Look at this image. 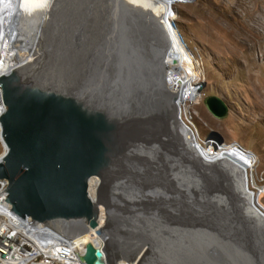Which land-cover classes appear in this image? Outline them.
Instances as JSON below:
<instances>
[{"label":"rangeland","instance_id":"rangeland-1","mask_svg":"<svg viewBox=\"0 0 264 264\" xmlns=\"http://www.w3.org/2000/svg\"><path fill=\"white\" fill-rule=\"evenodd\" d=\"M70 1L68 7L62 3L56 12L42 18L36 35L26 28L23 31V39L29 43L33 37L40 52L36 69L41 67V71L32 69L33 79L50 86L59 81L65 87L63 74L81 72L78 82L90 85L93 78L84 77H93L92 69L99 68L108 80L123 77L144 85L147 78L140 71L135 68L125 74L123 69L125 61L136 67L144 58L159 75L155 89L162 88L156 46H165V38L144 27L138 0ZM170 10L168 23L180 56L189 63L190 74L195 68V79H185V85L189 88L192 81L196 100L179 102L182 120L192 130L195 142L203 146L205 159L231 155L246 166L247 187L255 189L254 200L258 198L264 205V0H173ZM132 19L133 26H128ZM143 36L152 39L147 41ZM14 40L10 33L4 38L0 49L3 68L12 67ZM153 89L148 86L142 90L150 94ZM208 95L218 96L227 104L225 118H215L206 109L204 98ZM169 127L153 134L149 144L140 149L142 165L132 168L135 180L129 187L125 185L129 193L123 202L127 212L113 232L126 254L120 249L125 257L116 264H264V218L248 208L241 176L227 161L203 162L188 150L178 127ZM222 145L231 148L220 151ZM238 146L248 152L241 154L249 159L248 165L240 159ZM3 150L1 147L0 155ZM98 185V177L88 184L94 203ZM100 210L98 227L104 229L107 214L102 204ZM104 230L98 236L102 248L111 254L115 249L110 233ZM62 231L71 236L70 228L63 227Z\"/></svg>","mask_w":264,"mask_h":264},{"label":"water","instance_id":"water-1","mask_svg":"<svg viewBox=\"0 0 264 264\" xmlns=\"http://www.w3.org/2000/svg\"><path fill=\"white\" fill-rule=\"evenodd\" d=\"M12 17L16 20L23 15L17 12ZM26 70L20 65L0 73L4 107L0 113L4 146L0 179L8 182L5 202L9 212L67 240L82 229H93L97 235H103L105 229L115 249L111 254L106 247L88 242L76 256L82 264H116L126 254L113 232L127 212L125 185L129 187L135 180L132 168L142 165L140 149L177 114L182 93H174L162 83V88L150 94L138 90L109 99L87 90L74 92L47 85L33 79L32 69ZM204 105L215 118L228 114L227 104L218 96H206ZM93 176L99 178L95 198L107 214L104 229L98 227V210L88 192ZM243 180L241 191L246 198L251 195L248 208L264 218L247 189L245 173ZM63 227L71 229V236Z\"/></svg>","mask_w":264,"mask_h":264},{"label":"bare ground","instance_id":"bare-ground-1","mask_svg":"<svg viewBox=\"0 0 264 264\" xmlns=\"http://www.w3.org/2000/svg\"><path fill=\"white\" fill-rule=\"evenodd\" d=\"M69 1L70 0H8V1L3 0L2 1V7L0 6V49L2 48L1 47L2 44H5L6 41H4V38L8 37L9 33L11 36L15 35V40L13 42L14 47L12 50V56H13L12 67L21 65V68L24 67L25 69H27L26 71L31 70V69H34V72L35 71L36 72L41 71V67H39V69H36V66H37L36 63L39 61V54H40L39 50L37 49V45H36L37 41L35 42L33 40V37H31V41L29 43H27L23 39V37L25 36L23 34V31H25L24 29L26 28L32 32H35V35H36V33L39 32V30H38L39 23L42 24V22H41L42 18L43 19L46 18L47 17L46 15L49 13L52 14V12H56L58 10V6H60L62 3H64L63 6L66 5L65 7H68ZM131 1H133V0H130V3H132ZM138 1L141 4V9H143V11L140 13V16H139V18L141 19V22L145 24V26L144 25L143 26L145 28L149 29V31L156 33V35L157 34H158V36L162 35L165 38V46H163V45H161V46L157 45L156 46L157 49L159 50V55H160V61L159 62H160V65L162 67L161 80H162V83H164V87L167 88L168 90L174 92V93L181 92L182 93L181 94L182 95L181 100L187 98L186 101L194 102L196 100V93H195L194 88H192V84H191L192 81L189 82L190 85H188L189 88H187V86L185 85V79L189 80V81L193 80L194 75H195V68H194V71L192 72V74H190V72L188 70V64L189 63H186L187 60L186 61L184 60L183 55L181 58L180 53H179V49H178V41L176 40L175 37L172 36L171 28H170V25L168 23V17L171 15L170 4L172 3L173 0H138ZM70 2L74 3L75 0H71ZM112 7L114 8V11H115L116 9L113 6V4H112ZM139 7H138V9H139ZM69 9H71V8H69ZM133 10H135V9H133ZM17 12H19V14L23 15V17H20L19 19L14 20L12 16L17 14ZM135 13H137V12H135ZM91 14H92V12H91ZM52 16H54V15H52ZM17 17H19V16H17ZM49 19H51V18H49ZM47 21H48V19H47ZM51 21H52V19H51ZM132 21H133V19L128 20L127 25L128 26L132 25ZM137 23H139V22H137ZM137 23H136V25H137ZM43 26H45V25L43 24ZM43 26H41V27H43ZM49 26H51V25H49ZM56 27H55V29H57ZM46 28H48V26ZM58 28H60V27H58ZM133 29L136 31L139 28L134 27ZM50 30H51V27H50ZM63 30H64V28H63ZM134 30H133V32H135ZM44 31H45V29H44ZM143 31L144 30H142V32ZM32 32H31V34H32ZM57 32L59 33V29H57ZM143 33H145V31ZM143 33H142V35H144ZM42 35H44V34H42ZM137 35H139V34H137ZM135 36H136V34H135ZM151 36H152V33H151ZM177 36L180 38L179 33H177ZM56 37H58V35ZM147 37H148V35H147ZM147 37L143 36V38L147 39V41H148V39L149 40L152 39V38H147ZM152 37H154V36H152ZM29 40H30V38H29ZM155 40H157V39L155 38L154 41ZM159 43H160V41H159ZM8 44L10 46V43H8ZM149 44L153 45L154 42H153V44H151V41H149ZM179 44H180V42H179ZM146 45L147 44H145V46ZM41 47H42V45H41ZM146 47H148V46H146ZM186 49H188V48L186 47ZM141 50H142V48H141ZM188 50H187V52L185 50L184 51L186 53H188ZM0 57H1V52H0ZM2 59L3 58H0V69L2 68V72H4L8 68H3L4 63L2 64ZM141 60L142 61L139 60L138 65L136 67H135V64L131 66L132 62L130 60L125 61L124 64H126V66L123 69H124L125 74H126V72H131V69H135V68L137 69L136 72L140 71V73L145 75V77L147 78V82L144 85L142 83H139L136 85L135 83H131L127 79L125 81V79L123 77L120 78L119 80L118 79L117 80L116 79L108 80L107 78H105L102 75L105 73L104 70L99 71V68H95V69H92V71L95 73L93 77H87V76L84 77L85 79H92L93 78L90 85L89 84L88 85H82L83 82L81 84L78 82V79H79L78 75L81 76V72H80V73H76L73 75L63 74V77L65 78V81H66V83H64V86L70 88L74 92L91 90V91L96 92L99 95H101L103 97H107L109 99H113L116 97L120 98L119 96L132 95L136 91H138V90L140 91L142 89H145L148 86H150V87L152 86L154 88L153 90H155L157 85H159V83H157V81L159 80L158 79L159 75H158V73H156L154 71L152 66H150V64L146 62V60L144 58H142ZM188 60L190 61V57H188ZM133 61L135 62V59ZM143 61H145L146 63ZM122 64H120V65H122ZM33 66H34V68H32ZM106 68H108V66H106L105 69ZM31 74H32V72H30V75ZM189 75H190V77H189ZM51 77L58 80L54 76H51ZM53 82L55 83V85H59L58 84L59 81H53ZM184 88L185 89H191V93H194V94H190V91L184 90ZM3 109H4V107L0 101V113L3 111ZM181 112H182V108L180 107V105L178 103L177 114L174 112L175 114L173 116V119H171L168 123H166L164 125V127L169 124L170 129H175L176 128L175 126H177L178 129L181 130V131H179L177 129L179 134H181L185 138V142H186L185 144L189 147L188 150L193 152L195 154V156L200 158L203 162L213 163L216 161H225V162L227 161L228 163H230L233 166V169H235V171L240 176H242L241 177L242 183L244 185L245 180H243V174L246 172V174L248 175L247 170H246L247 169L246 166L242 165V163H240L241 161L237 157L231 158L230 154H229L230 156L223 155V154H221L219 156L215 155L213 157H210L211 160L205 159L204 155H206V153H205L203 146L198 145V143L195 142L196 138H195L192 130L190 129V127L187 126L184 123V121L182 120ZM181 121L184 123V125L181 124ZM1 147L4 148L3 143H2V139L0 137V148ZM221 148L226 149V148H231V147L227 146V145H222L219 148L220 151H222ZM238 149L241 150L239 152L240 159L242 161H244L246 165H248L249 159L247 158V156H245L248 152L244 149L246 152V153H244L242 151L243 148H241L240 146H238ZM233 154H235V152L232 153V155ZM241 154H245V155H241ZM237 160H239L240 162L238 163ZM215 165H216V163H215ZM94 177L95 176H93L89 179L88 184L90 183V181ZM246 179L248 181V176L246 177ZM7 185H8V182L5 181V179H2V181L0 180V194L4 192ZM246 185H247V182H246ZM244 187H245V185H244ZM88 192L90 194V192H92L91 189H90V191L88 189ZM247 196H248L247 197L248 201L250 202L251 201V199H250L251 195L248 194ZM94 199H95V197H94ZM95 204H96V207L98 210V217H99L100 212H101V210H100L101 204L98 202H96ZM262 219H263V217H262ZM0 221H1V225H2V230L4 232L13 234L19 238H23V240H26V241L37 242L38 231L27 229L29 227V225H31V222L24 221V220L22 221V220H20L19 217L15 216V215H11L8 209H1V208H0ZM98 223H99V220H98ZM59 236L54 234V233L49 234V237L55 238V240H57V239L60 240L61 237H59ZM61 240L64 241V239H61ZM68 242L70 243V245H72L73 252L75 254H76V252L81 251L83 249V245L88 243V242H91L93 245L99 246L100 248H102V246H103L102 242H101V238L95 233V230H93V229H89L88 231H83V229H82L81 231H79L78 235L73 237ZM0 264H18V261H17V259L7 258L4 255L0 254Z\"/></svg>","mask_w":264,"mask_h":264},{"label":"built area","instance_id":"built-area-1","mask_svg":"<svg viewBox=\"0 0 264 264\" xmlns=\"http://www.w3.org/2000/svg\"><path fill=\"white\" fill-rule=\"evenodd\" d=\"M184 90H189L190 94H194L191 93V89L184 88ZM5 181L7 180L5 179ZM6 195L5 188L4 192L0 194V208L9 210V206L5 202ZM27 229L38 231L37 242L26 241L4 232L0 221V254L7 258L17 259L18 264H82L73 252V247L68 242L70 240L61 238L64 239L62 241L49 237V234L53 232L40 224L31 222Z\"/></svg>","mask_w":264,"mask_h":264},{"label":"clouds","instance_id":"clouds-1","mask_svg":"<svg viewBox=\"0 0 264 264\" xmlns=\"http://www.w3.org/2000/svg\"><path fill=\"white\" fill-rule=\"evenodd\" d=\"M5 72V71H4ZM2 155V154H1ZM0 155V156H1ZM250 185V184H249ZM251 186V185H250ZM247 189L254 195V191H255V189L251 186V189L252 190H250L248 187H247ZM256 202H257V204L259 205V207L262 209V211L264 212V205H262L261 203H260V201H259V199L258 198H256ZM55 234V233H54ZM84 246V245H83ZM83 250V249H82ZM80 252H82V251H80Z\"/></svg>","mask_w":264,"mask_h":264}]
</instances>
